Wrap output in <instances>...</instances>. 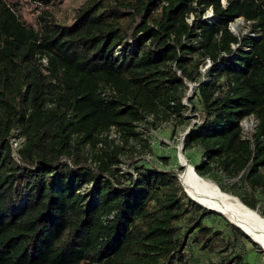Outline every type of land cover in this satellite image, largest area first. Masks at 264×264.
Instances as JSON below:
<instances>
[{"label":"trees","instance_id":"obj_1","mask_svg":"<svg viewBox=\"0 0 264 264\" xmlns=\"http://www.w3.org/2000/svg\"><path fill=\"white\" fill-rule=\"evenodd\" d=\"M17 9L0 0V264H189L181 224L206 208L175 171L121 172L122 147L99 148L113 129L138 137L150 115L183 121L189 83L202 105L184 138L203 149L196 172L264 195V0H87L71 24L44 9L35 26ZM237 18L249 32L230 29ZM194 230L201 250L230 244L204 222Z\"/></svg>","mask_w":264,"mask_h":264},{"label":"rangeland","instance_id":"obj_2","mask_svg":"<svg viewBox=\"0 0 264 264\" xmlns=\"http://www.w3.org/2000/svg\"><path fill=\"white\" fill-rule=\"evenodd\" d=\"M87 0H64L52 6L44 5L36 0H9L15 4L17 11L22 15L23 19L30 25H36L38 15L44 9L52 12L55 20L61 24H71L81 7ZM211 9L203 16L211 13ZM194 16L189 17V22H192ZM230 29L237 35L249 32L250 27L243 18H237L230 24ZM201 67L204 72L209 65ZM190 89L186 92L184 101L193 104V110L186 114L181 121L178 117L170 118L169 120H161L153 115L148 116L145 120L137 124L136 130L139 132L138 137H132L128 141L123 140L120 132L113 129L109 135V143L99 144V148H113V146H121V172H135L137 165L145 164L147 166H156L160 170H173L179 175L180 180H183V172L185 167L179 162V154L186 156L187 160L195 166L203 160V149L200 146L194 148H184V138L189 129L198 122V113L202 109V105L198 98L194 95L195 85L189 83ZM188 96H191L188 100ZM195 108V109H194ZM257 120L254 116L245 118L242 121L245 134L249 136L255 130ZM19 132V131H18ZM17 132V134H18ZM24 141L17 135L13 138V144L19 148ZM85 156H91L93 150L89 145L82 147L80 151ZM205 177L215 181H219L232 193L242 199L245 197L250 201H256L257 209L264 215V195L259 190H252L248 185L244 184L238 178H228L221 172H213ZM219 185V184H218ZM220 186V185H219ZM225 191V190H224ZM187 193V192H186ZM188 194V193H187ZM207 209L196 211L181 224V232L184 236L186 233L187 240L185 242V250L189 255V264H210L211 262H220L224 258L230 259L237 254L244 256L245 260L251 264H264V250L255 242L249 241L242 236L234 225L220 213L207 214ZM204 222L208 226H212L217 230L225 233L226 238L230 242L227 249L201 250L196 241V230L193 232L188 229L196 224V222Z\"/></svg>","mask_w":264,"mask_h":264},{"label":"bare ground","instance_id":"obj_3","mask_svg":"<svg viewBox=\"0 0 264 264\" xmlns=\"http://www.w3.org/2000/svg\"><path fill=\"white\" fill-rule=\"evenodd\" d=\"M178 158L185 167L182 177L188 192L201 202L229 211L231 217L238 220L264 249V216L260 211L246 205L240 197L224 191L212 179L199 175L194 170V164L182 153Z\"/></svg>","mask_w":264,"mask_h":264},{"label":"water","instance_id":"obj_4","mask_svg":"<svg viewBox=\"0 0 264 264\" xmlns=\"http://www.w3.org/2000/svg\"><path fill=\"white\" fill-rule=\"evenodd\" d=\"M194 170H196V166L194 167ZM181 183H182V185H183L185 191L188 193L189 197H190L192 200L198 202L199 204H201L204 208H206V209H208V210H211V211H214V212L220 213L221 215L225 216V217H226V218H227V219H228L233 225H235L236 227H238V228H239L240 230H242L247 236H249V237L253 240V242H255V243H257V244L260 245V243H259L257 240H255V238L253 237V235H252L248 230H246V229L244 228V226H243L238 220H236L235 218L231 217L229 211H226V210H224V209L217 208V207H212V206H210L209 204H206L205 202H201L200 200H198V197H197V196H192V195L188 192L187 188L185 187V184H184V181H183V180H181ZM260 246H261V245H260ZM261 248H262V247H261ZM262 249H263V248H262ZM263 250H264V249H263Z\"/></svg>","mask_w":264,"mask_h":264},{"label":"built area","instance_id":"obj_5","mask_svg":"<svg viewBox=\"0 0 264 264\" xmlns=\"http://www.w3.org/2000/svg\"><path fill=\"white\" fill-rule=\"evenodd\" d=\"M212 11V10H211ZM212 16H213V12H211L208 16H207V18H212ZM194 85H195V87L198 85L197 83H194ZM243 126V125H242Z\"/></svg>","mask_w":264,"mask_h":264}]
</instances>
